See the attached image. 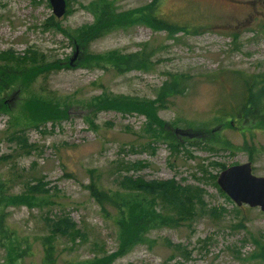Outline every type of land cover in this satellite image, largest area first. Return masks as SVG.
<instances>
[{"label": "rangeland", "instance_id": "374dc122", "mask_svg": "<svg viewBox=\"0 0 264 264\" xmlns=\"http://www.w3.org/2000/svg\"><path fill=\"white\" fill-rule=\"evenodd\" d=\"M93 1L66 0L69 12L57 19L48 0H0V52L22 56L33 48L48 60L69 62L75 49L46 19L67 31L79 29L94 21L89 10ZM109 1L118 11L151 2ZM158 6L167 22L202 31L170 34L133 25L77 49L73 66L53 70L32 84L35 91L42 87L66 102L67 118L27 124L20 111L22 92L14 91L12 100L13 89L0 93L8 106L0 112V156H9L0 165V177L11 196L36 185L34 195L43 198L31 207L0 206V264H46L43 237L53 245L51 264H90L117 251V228L87 190L93 168L103 187L116 191L129 190L121 185L126 178L173 180L203 190V204L195 205L191 224L151 229L143 242L111 264H263L247 258L256 248L252 237L264 238V213L258 207H237L216 179L222 169L246 162L254 175L264 176V130L242 132L234 118L223 114L240 95L237 71L264 75V0H160ZM144 43L155 50L146 71L116 74L75 65L84 53H134ZM168 73L189 77L184 93L170 97L157 112L174 149L166 141L151 142L141 114L88 107L93 97L106 93L154 99ZM164 206V201L157 202L158 209ZM64 217L69 220L65 232L54 223ZM11 247L18 249L9 257Z\"/></svg>", "mask_w": 264, "mask_h": 264}, {"label": "trees", "instance_id": "16d2710c", "mask_svg": "<svg viewBox=\"0 0 264 264\" xmlns=\"http://www.w3.org/2000/svg\"><path fill=\"white\" fill-rule=\"evenodd\" d=\"M159 1L151 0L148 4L138 8L118 11L109 0H94L89 6L94 21L89 25L67 31L55 21L52 22L51 17L46 19L45 23L52 28L55 26L63 33L75 50L87 49L95 39L114 30L133 25H144L153 30L166 31L170 34L177 32L198 34L202 31L198 28L188 30L186 26L171 24L164 20L159 12ZM67 12H69L68 8L65 14ZM154 55L155 50L152 46L149 43H144L142 48L134 53L123 54L117 50L105 53H84V58L78 60L75 65L111 69L116 74L130 70L146 71L152 67ZM73 65L60 59L48 60L42 52L33 48H28V51L24 52L22 56H16L12 52H0V93L4 95V91L13 89L10 93V95L12 94L11 99H9L12 100L16 93L14 91L22 92L20 111L27 124L38 125L49 121H61L68 115L66 102L62 103L61 98L45 93L42 87L35 91L32 89V84L42 75ZM236 74L242 79L240 95L234 105L223 110V114L234 118L233 122L238 123L242 132L250 129L264 130V75L244 74L239 71ZM188 81V75L168 73L165 81L157 89L154 99L106 93L99 97H93L88 107L92 110L141 114L146 119L143 132L146 136L151 137V142L166 141L174 149L176 145H174L173 137L167 132V124L158 117L157 112L159 109L167 107L170 97L182 95L188 87ZM5 103L7 101L1 97L0 112L8 110ZM226 122L229 124L230 120ZM210 144L213 146L214 142H210ZM7 158H9L8 155H1L0 165L4 164ZM0 179H3L0 180V206L4 202H9L31 207L43 200V198L34 195V192L39 190L36 185L30 186L28 193L11 196L7 193L9 190L4 177H0ZM121 185L129 190L125 192V190L116 191L104 188L99 171L96 168L89 169L87 190L99 206L103 216L114 222L118 239L117 251L108 256L95 258L90 264H111L116 257L125 254L133 246L143 242L145 234L151 229L178 228L183 224H191L195 217V205L199 202L202 203L203 190L201 188L190 185L179 186L173 180L145 181L126 178L121 182ZM158 201H164V208L158 209ZM210 211V214L214 215L216 208L213 207ZM68 221L65 217L59 219L54 222L57 223L55 228L63 226V232H65L69 224ZM3 226L4 221L0 218V233L2 234H4ZM248 234L251 235L249 232ZM252 239L256 248L247 259L258 260L264 264V238L253 236ZM49 240L48 237H43L42 241L46 252V262H44L46 264L53 262L51 257L53 245H50ZM17 249L18 247H11L9 257ZM180 254L183 255V253Z\"/></svg>", "mask_w": 264, "mask_h": 264}, {"label": "water", "instance_id": "95a60500", "mask_svg": "<svg viewBox=\"0 0 264 264\" xmlns=\"http://www.w3.org/2000/svg\"><path fill=\"white\" fill-rule=\"evenodd\" d=\"M48 2L55 18L59 19L65 14V0H48ZM76 53L77 50L70 61ZM216 183L237 207L242 205L258 207L264 213V176L254 175L250 162L222 169L217 175Z\"/></svg>", "mask_w": 264, "mask_h": 264}]
</instances>
